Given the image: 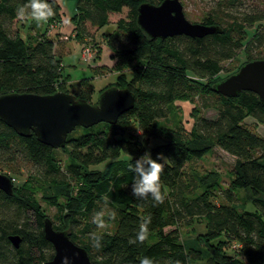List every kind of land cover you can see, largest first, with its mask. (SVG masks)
I'll use <instances>...</instances> for the list:
<instances>
[{
  "label": "trees",
  "instance_id": "16d2710c",
  "mask_svg": "<svg viewBox=\"0 0 264 264\" xmlns=\"http://www.w3.org/2000/svg\"><path fill=\"white\" fill-rule=\"evenodd\" d=\"M162 1H76L71 22L80 42L90 36L88 25L101 30L110 24L112 14L128 8L114 31L103 34L118 64L115 82L99 93L112 86L128 88L135 94V105L115 124L76 128L62 147L69 154L66 161L33 131L22 136L0 120V173L12 180L23 167L32 173L22 185L13 181L12 195L0 190V264H41L55 255L44 232L48 215L36 198L39 185L50 190L43 199L57 209L54 228L69 230L71 240L87 250L93 263L139 264L148 256L155 264H264V136L246 122L252 118L264 125V103L253 92L229 98L213 90L215 83L245 63L264 60V8L253 5L245 10L242 0H213L216 5L202 17V24L219 26L221 33L153 40L138 24V8ZM25 2L0 0V96L62 91L90 102L92 82L81 79L80 90H70L66 84L71 78L64 74L61 58L64 51L48 34L49 25L62 24L61 2L49 0L54 15L40 24L17 15ZM21 20L29 21L27 36L17 27ZM241 55L244 61L236 68L225 66ZM196 100L200 105L191 113L190 130L168 124L179 110L177 102ZM201 109H214L216 116H203ZM215 147L237 159L230 186L220 191L218 185L186 174L190 163ZM146 151L153 158L158 153L168 157L161 171L160 202L151 193H132L134 159ZM108 161L104 170L92 168ZM241 192L250 194L254 211L242 203ZM99 211L110 222L106 230L93 223ZM148 217L145 239L130 242ZM196 218L205 220L204 238L188 246L181 229ZM93 233L101 237L100 247L93 245ZM17 235L19 248L10 239ZM200 244L204 248H198Z\"/></svg>",
  "mask_w": 264,
  "mask_h": 264
},
{
  "label": "water",
  "instance_id": "95a60500",
  "mask_svg": "<svg viewBox=\"0 0 264 264\" xmlns=\"http://www.w3.org/2000/svg\"><path fill=\"white\" fill-rule=\"evenodd\" d=\"M137 21L153 40L181 35L202 38L222 32L219 26L189 21L181 0H163L159 5L143 3L138 8ZM213 90L229 98L253 92L264 103V60L245 63L237 72L215 83ZM134 105L135 94L117 86L103 91L97 103L62 91L48 95L11 93L0 96V120L22 136L33 131L40 142L58 149L66 145L68 136L76 128H89L104 122L115 124ZM0 190L8 195L14 193L13 180L2 173ZM44 232L55 248V255L41 264H62L65 256L71 258L70 264H96L85 248L71 240V232L55 229L50 218L45 220ZM10 239L15 248L20 247V236Z\"/></svg>",
  "mask_w": 264,
  "mask_h": 264
},
{
  "label": "rangeland",
  "instance_id": "374dc122",
  "mask_svg": "<svg viewBox=\"0 0 264 264\" xmlns=\"http://www.w3.org/2000/svg\"><path fill=\"white\" fill-rule=\"evenodd\" d=\"M76 1L77 0H62L64 11L68 14H70V11L73 12V9L76 8ZM242 1L244 3L243 8L245 10H248L253 5H258L261 8H264V0ZM181 2L183 3L187 19L193 23H202V17L216 5L213 0H181ZM127 14L128 8H124L122 14H112L110 24L101 30L92 28L88 25V33L90 36H87L84 39V42H80L75 38L74 31L72 33L57 34L59 31L58 29L63 25V22L60 26L56 23L48 26V34H51V36L55 38L62 52L66 50L65 54H61L64 74L70 75L71 78V81L66 85H69L72 92H78L80 90V80L89 78V81L92 82V87H94L95 91L93 96L90 98L91 103H96L98 101L100 96L99 91L101 89L114 83L116 80V67L118 60L113 59V51L108 46L103 34L113 32L116 28V21L121 17L125 18ZM66 19L67 16L63 15V20L68 25L69 23ZM17 27L24 36H27L29 32V21L21 20L17 23ZM50 31H52V33ZM63 35L67 36L64 37L65 40L61 41L60 37ZM85 45L93 46V53L88 61L82 58V49ZM244 58L245 57L241 55L239 57L240 60L226 63L225 66L234 69L240 64V62L244 61ZM225 75V73H222V76ZM67 87L68 86H66V88ZM176 104L178 105L179 110L170 116L168 124L173 126L176 125V127H181L183 125L187 130H190L194 123L191 113L194 111L195 105L199 108V101L196 100L195 104L190 101L177 102ZM201 115L214 118L216 116V111L214 109H201ZM246 122L253 131H256L264 136V126L257 124L256 121L251 118H248ZM132 130L138 134L140 139H143L144 136L136 127ZM57 155L63 161H66L69 158L68 151L63 150V148L57 149ZM109 162L110 161L92 168L104 170L108 166ZM236 164L237 159L234 156L230 155L221 148L215 147L202 159L190 163V165L186 167V174L189 179L195 178L198 181H207L208 183L218 185L220 187L218 191H220L221 189H226L230 186L231 181L234 178ZM31 175L32 173L30 168L23 167L20 174L13 176L16 178V184L22 185L29 179H32ZM36 191V198L40 201V204L48 215V218L54 221L57 209L43 199V194L49 192L50 190L39 185V188ZM240 198L242 199V203L244 202L245 206L248 207L249 210H255L254 206L250 204L251 196L248 192H241ZM60 200L63 201L62 198ZM102 218L105 220V224L100 228L102 230H106L110 227V222L105 216ZM205 229V220L203 218H196L191 226L181 229V236L186 244L190 246L194 244L196 240L201 241L204 238L203 234L205 233ZM198 248H204L203 244H200ZM193 264H204V262L199 261Z\"/></svg>",
  "mask_w": 264,
  "mask_h": 264
},
{
  "label": "clouds",
  "instance_id": "9594fccd",
  "mask_svg": "<svg viewBox=\"0 0 264 264\" xmlns=\"http://www.w3.org/2000/svg\"><path fill=\"white\" fill-rule=\"evenodd\" d=\"M17 15L20 17H31L35 20L37 24L42 22H47L49 17L54 15V10L49 3V0H26L17 9ZM168 157L164 153H158L157 158H153L150 151H146L144 154L134 159L133 169L135 176L132 182V193L136 196H146L148 193L152 194L155 201H162L164 196L161 193V171L163 167V162ZM115 215V213H111ZM104 216L103 211L96 212L93 217V223L98 227H103L105 220L102 218ZM150 223V217L142 220L140 228L137 231L136 236L130 241L135 242L136 240L143 241L147 234V225ZM92 243L95 247H100L101 237L92 234ZM71 258L65 256L62 258V264H70ZM139 264H155L154 260L148 256H144L139 259Z\"/></svg>",
  "mask_w": 264,
  "mask_h": 264
},
{
  "label": "crops",
  "instance_id": "0c3cea01",
  "mask_svg": "<svg viewBox=\"0 0 264 264\" xmlns=\"http://www.w3.org/2000/svg\"><path fill=\"white\" fill-rule=\"evenodd\" d=\"M60 2H61V4H62V6H63V3H62V0H59ZM73 12L75 13V8L73 9ZM72 11H70L69 13L70 14H68L66 11H64V9H63V15H66L67 16V21H68V25H67V23L66 22H64V20H62V22H63V25L57 30L58 32H57V34H65V33H72L73 31H74V29H75V26H74V24L71 22V17L74 15V13H73ZM65 20V21H66ZM65 36H67V35H63V36H61L60 37V40L62 41V40H65ZM61 41H60V43H61ZM66 51V50H65ZM64 51V54L66 53ZM252 119V118H251ZM254 120V119H253ZM262 126H264V125H262Z\"/></svg>",
  "mask_w": 264,
  "mask_h": 264
},
{
  "label": "built area",
  "instance_id": "2783aa9c",
  "mask_svg": "<svg viewBox=\"0 0 264 264\" xmlns=\"http://www.w3.org/2000/svg\"><path fill=\"white\" fill-rule=\"evenodd\" d=\"M51 33H52V31H50ZM92 47L93 46H83V49H82V58L84 59V60H89L90 59V56L92 55ZM13 181H16L15 179H13Z\"/></svg>",
  "mask_w": 264,
  "mask_h": 264
}]
</instances>
